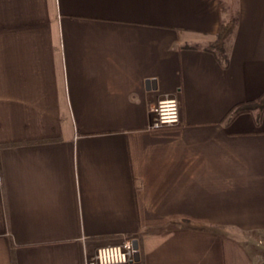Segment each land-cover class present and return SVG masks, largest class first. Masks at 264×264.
<instances>
[{"label":"crops","instance_id":"obj_1","mask_svg":"<svg viewBox=\"0 0 264 264\" xmlns=\"http://www.w3.org/2000/svg\"><path fill=\"white\" fill-rule=\"evenodd\" d=\"M0 0V264H257L264 0ZM235 16L228 66L205 50ZM185 45L196 48H183ZM175 98L179 124L153 128Z\"/></svg>","mask_w":264,"mask_h":264},{"label":"built area","instance_id":"obj_2","mask_svg":"<svg viewBox=\"0 0 264 264\" xmlns=\"http://www.w3.org/2000/svg\"><path fill=\"white\" fill-rule=\"evenodd\" d=\"M154 115L153 128H165L179 124V105L175 98L163 99L151 106ZM1 182V174H0ZM133 238H123L117 243L100 246L92 253L85 252V264H126L135 260L138 250Z\"/></svg>","mask_w":264,"mask_h":264},{"label":"trees","instance_id":"obj_3","mask_svg":"<svg viewBox=\"0 0 264 264\" xmlns=\"http://www.w3.org/2000/svg\"><path fill=\"white\" fill-rule=\"evenodd\" d=\"M236 17L231 16L226 22H221L218 30L216 32V39L214 42L205 47V50H209L214 53L215 58L221 63L223 67L228 66V45L227 41L229 37L233 34L236 28ZM183 48H196L195 46L185 45ZM257 110V115L255 121L259 122L262 113L264 112V96L259 101H249L236 104L227 113L224 119L230 121L237 115L244 112H251Z\"/></svg>","mask_w":264,"mask_h":264},{"label":"rangeland","instance_id":"obj_4","mask_svg":"<svg viewBox=\"0 0 264 264\" xmlns=\"http://www.w3.org/2000/svg\"><path fill=\"white\" fill-rule=\"evenodd\" d=\"M237 0H221L222 7L224 8V11L228 9L230 6V10L235 12V5ZM256 234H241L243 238L247 237L250 239L253 243L251 244V249L253 254L255 255V260L257 261V264H264V232H255Z\"/></svg>","mask_w":264,"mask_h":264}]
</instances>
